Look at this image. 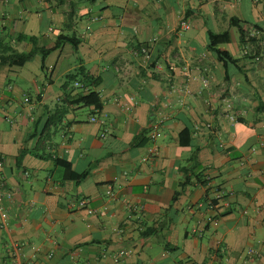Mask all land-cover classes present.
<instances>
[{"label": "crops", "instance_id": "0c3cea01", "mask_svg": "<svg viewBox=\"0 0 264 264\" xmlns=\"http://www.w3.org/2000/svg\"><path fill=\"white\" fill-rule=\"evenodd\" d=\"M30 36L43 61L0 60V264H264V0H0V55Z\"/></svg>", "mask_w": 264, "mask_h": 264}, {"label": "trees", "instance_id": "16d2710c", "mask_svg": "<svg viewBox=\"0 0 264 264\" xmlns=\"http://www.w3.org/2000/svg\"><path fill=\"white\" fill-rule=\"evenodd\" d=\"M235 21V20H234ZM234 26H236L238 28V30H240L241 35L243 33L242 27L241 25L238 24V20H236V22H234L233 24ZM258 30V32L260 31L259 29H255ZM30 40H32L33 42V48L28 51V52H24V53H17L12 51L10 53V55L8 56H2L0 55V60L5 61L7 59H12V63L16 64V65H22L24 64L27 60H30L32 58V56L37 52L40 51L41 53V57H42V61L44 60V57L50 52V49H46L43 47H38L36 46V38L33 36H30L29 38ZM63 40V41H67L72 43L74 49H76L77 44L79 43L78 40H75L73 37H69V36H58L55 44L60 43L59 40ZM207 48L208 50L217 58L218 61H220L224 66L231 64V63H235V59L234 57L231 55V53L226 50L225 48L219 47L220 44H224V43H228L230 41V35L229 32L227 30L222 31V32H213L212 30H208L207 32ZM263 41V40H262ZM261 41V42H262ZM260 42V45H261ZM9 47V46H8ZM262 47V46H261ZM263 48V47H262ZM8 51H11L10 48H8ZM78 78V82H82L83 86L84 85H88L89 83H92L93 77L91 75L88 74V72L83 68H79L77 70L76 73H73L71 75L66 76V80L65 83H63L62 87L63 89L67 86V84L75 79ZM94 83V82H93ZM76 103L81 104L82 106H94L95 109H100L101 108V101L99 98V95L96 91L94 90H89L88 92L81 94L80 96H78L76 98ZM187 133L186 131H183V134ZM66 174L68 176H72L75 179H80L82 177V174H75L72 173L68 168H67V172Z\"/></svg>", "mask_w": 264, "mask_h": 264}, {"label": "built area", "instance_id": "2783aa9c", "mask_svg": "<svg viewBox=\"0 0 264 264\" xmlns=\"http://www.w3.org/2000/svg\"><path fill=\"white\" fill-rule=\"evenodd\" d=\"M181 26L183 28H188L189 24H187V23L184 24V22H182ZM258 33H259L258 30H253L252 31V35H256ZM261 46L264 48V40L261 42ZM90 120L94 121V120H97V118L92 116L90 118ZM101 135L103 136L104 134L102 133ZM3 165H4V156L0 155V198H10L12 194H11L10 191L6 190L5 185H4L3 175H2V172H1V169H2ZM25 174H27V172H25ZM86 202H87L86 199H81L78 202V205L79 206H84ZM7 218H8L7 212L5 210L0 209V227H6ZM122 254H124L123 251L120 252V255H122Z\"/></svg>", "mask_w": 264, "mask_h": 264}]
</instances>
